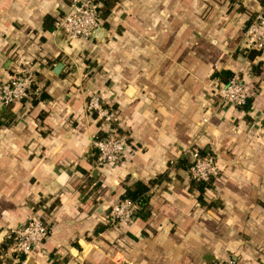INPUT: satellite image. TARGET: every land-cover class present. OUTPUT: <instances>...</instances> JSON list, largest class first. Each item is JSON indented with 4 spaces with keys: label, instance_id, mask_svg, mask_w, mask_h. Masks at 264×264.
Listing matches in <instances>:
<instances>
[{
    "label": "crops",
    "instance_id": "obj_1",
    "mask_svg": "<svg viewBox=\"0 0 264 264\" xmlns=\"http://www.w3.org/2000/svg\"><path fill=\"white\" fill-rule=\"evenodd\" d=\"M69 1L0 0V84L30 57L46 93L0 105V264H264V47L259 73L243 50L261 0H120L89 39L52 31ZM220 69L251 82L249 109L219 100ZM93 92L131 125L115 165L94 162ZM194 146L220 166L210 206L176 165ZM161 173L146 218L94 232L124 184ZM30 213L48 235L15 255Z\"/></svg>",
    "mask_w": 264,
    "mask_h": 264
},
{
    "label": "built area",
    "instance_id": "obj_2",
    "mask_svg": "<svg viewBox=\"0 0 264 264\" xmlns=\"http://www.w3.org/2000/svg\"><path fill=\"white\" fill-rule=\"evenodd\" d=\"M100 5L98 0H71L68 10L54 19L52 31L59 32L68 37H82L89 39L101 26ZM245 47H264V3L259 6L256 13L245 27ZM30 57L22 59L20 70L8 80L0 84V105L19 102L24 98L39 95L41 90L37 81L36 72ZM215 94L223 103L236 107L243 105L253 96V87L250 81L238 72L233 71L226 81H219ZM106 104V103H105ZM87 109L95 112L99 120L100 130H111L105 135L96 134L92 139L95 164L115 165L122 159L127 149V142L117 133V126H111L119 120V112L112 105H104L100 95H91ZM119 123V122H118ZM120 126V125H119ZM190 165L188 175L198 180L208 181L220 172L217 157L214 153H203L198 147L188 150ZM135 204L128 198L119 197L108 208L106 218L112 223L114 229L122 230L134 221L133 212ZM48 235V227L37 213H30L26 220L12 230L13 241L10 251L18 254H29L33 247L41 243ZM216 264H235L233 257L218 260Z\"/></svg>",
    "mask_w": 264,
    "mask_h": 264
},
{
    "label": "trees",
    "instance_id": "obj_3",
    "mask_svg": "<svg viewBox=\"0 0 264 264\" xmlns=\"http://www.w3.org/2000/svg\"><path fill=\"white\" fill-rule=\"evenodd\" d=\"M98 1H100L102 6H103L102 7V9H103L102 17L103 18L101 19V22H102V20H104L103 24H106L107 22L105 19H106L107 15L109 14V11L113 6H115V4L117 3L118 0H98ZM263 3H264V0H261V4H263ZM252 17H253V15L246 22L244 29L249 24ZM243 50L245 52V55L248 57L250 71H252V73L253 72L259 73L261 61L257 60L256 62H254L253 60H254L256 55L260 54L262 48L244 47ZM232 73H233V71L231 69H220V70H214L212 72V75L213 76H219L223 81H226L232 75ZM45 96H46V93L42 89V91L40 92V94L38 96H33V101H36L37 98H41V97H45ZM252 99H253V97L250 96L246 100V102L243 105H241L240 107H243L244 109H249L251 102H252ZM92 113L94 115L96 114L95 112H92ZM93 150L96 151V149H93ZM200 151H202L203 153L206 152L205 150H202V149H200ZM210 153H213V152H210ZM93 157H96V153H93ZM176 165L180 166V167H184L188 172L190 161L188 158L179 157L176 161ZM164 174H166V173H161L157 177L150 179L147 182L140 180V179H136L132 182H128V183L124 184V188H123L122 193L120 194V197L128 198L135 204V208H134V212H133L134 218L140 217V218L144 219L149 215L150 204H149L148 191L150 189V185L153 184L154 182H156L157 180H159L161 178V176H164ZM213 180H214V177H212L208 181H205V180L195 179L189 175V181H188L189 188L195 189L198 191L197 200L203 205L210 206L211 204H213L212 201L207 202L205 197H204V192L211 187ZM107 227H113V225L107 218H105V222L98 223V225L94 229V232L102 231V230L106 229ZM51 264H58V261L54 260Z\"/></svg>",
    "mask_w": 264,
    "mask_h": 264
},
{
    "label": "rangeland",
    "instance_id": "obj_4",
    "mask_svg": "<svg viewBox=\"0 0 264 264\" xmlns=\"http://www.w3.org/2000/svg\"><path fill=\"white\" fill-rule=\"evenodd\" d=\"M118 1H120V0H118ZM69 3H71V0L69 1ZM102 4L100 5V12H99V14H100V17H101V19L103 18L102 17V14H103V9H102ZM114 8V6L110 9V11H109V13L110 12H112L111 10ZM256 11L257 10H255V13H256ZM254 13V14H255ZM103 21L104 20H102V23H101V26H102V24H103ZM245 30V29H244ZM241 73V72H240ZM91 95H98V93L97 92H93V93H91L88 97H87V100H86V107H87V105H88V101H89V98H90V96ZM103 103H104V105H106L105 104V102L103 101ZM114 108H117V110H118V112H119V115H120V117H119V120L117 121V120H115V121H113L112 123H111V126H114V125H116L117 126V133H118V135L120 136H123L125 139H126V141H128V139H129V135H130V122L129 121H127V120H125L124 119V117L122 116V114H121V112H120V110H119V107L117 106V105H112ZM119 122V123H118ZM120 125V126H119ZM108 132H110V133H114V131H111V130H107V131H105V130H99L98 131V134H102V135H105V134H107ZM95 158V157H94ZM189 159V158H188Z\"/></svg>",
    "mask_w": 264,
    "mask_h": 264
},
{
    "label": "water",
    "instance_id": "obj_5",
    "mask_svg": "<svg viewBox=\"0 0 264 264\" xmlns=\"http://www.w3.org/2000/svg\"><path fill=\"white\" fill-rule=\"evenodd\" d=\"M57 67H60V64Z\"/></svg>",
    "mask_w": 264,
    "mask_h": 264
}]
</instances>
